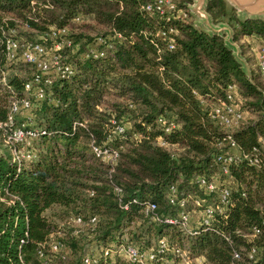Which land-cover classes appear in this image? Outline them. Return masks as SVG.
Segmentation results:
<instances>
[{"label":"trees","instance_id":"1","mask_svg":"<svg viewBox=\"0 0 264 264\" xmlns=\"http://www.w3.org/2000/svg\"><path fill=\"white\" fill-rule=\"evenodd\" d=\"M149 1L0 0V122L7 121L13 98L33 104L0 127V264H85L78 235L58 227L57 218L67 215L90 228L98 250L89 255L96 259L92 264H138L116 250L120 245L149 250L161 238L186 250L191 264H232L233 249L240 252L235 264H264V161L259 166L240 161L224 175L215 157L226 150L228 132L209 117L210 108L225 101L228 86L235 84L244 122L231 136L242 153L263 147L264 83L255 72L251 81L247 78L222 37L193 25L186 8L192 0H173L187 12L184 19L144 9ZM207 11L215 23L233 28L235 41L251 34L264 39V22L239 21L225 0H210ZM52 29H66L60 38L71 43L58 53L72 73L43 74L37 83L36 67L8 60L4 42L13 38L20 45L38 42L49 48L59 40L50 35ZM159 31L173 39V48ZM93 49L105 53L93 57ZM247 49L241 45L247 62H253ZM26 83L32 84L30 90ZM38 86L42 99L34 97ZM23 121L46 133L32 138L34 156L17 163L5 139ZM116 125L124 130L117 132ZM92 142L118 154L112 172L93 153ZM199 177L215 181L216 189L207 193ZM171 186L177 200L192 195L212 206L220 205L217 192L227 187L230 201L209 226L188 234L177 223L144 215L151 202L156 214L178 216L179 206L168 198ZM254 224L261 230L250 239L246 234ZM57 242L71 255L53 251ZM251 246L257 249L252 259ZM155 254L147 264H185L175 252Z\"/></svg>","mask_w":264,"mask_h":264},{"label":"built area","instance_id":"2","mask_svg":"<svg viewBox=\"0 0 264 264\" xmlns=\"http://www.w3.org/2000/svg\"><path fill=\"white\" fill-rule=\"evenodd\" d=\"M144 9L148 11H152L157 13L161 17L163 16H178L179 18H186L187 12L184 9L176 8V5L173 0H150L144 6ZM189 12V11H188ZM78 20V19H77ZM171 31H173L171 29ZM66 29H52L50 35L55 39H59L55 41L52 47L46 48L43 44L38 42H29L23 43L20 45L19 41L13 38H7L4 42L5 45V53L6 58L8 60H16L20 59L24 62L32 64L39 71V75L34 78L35 82H39L40 75L50 74L54 77H68L72 73V67L68 63H64L61 59L58 51L64 46H70V40L64 38L61 39L60 35L65 33ZM158 34L162 37H168V34L165 31H159ZM115 37H120V34L117 33ZM169 38V39H168ZM168 48H173V39L168 37ZM99 43L103 44L105 47H111V43L102 37H99L97 40ZM245 43H249L245 41ZM253 62L249 64L251 74L255 72L260 76L261 81L264 83V42L261 43L259 47L252 46ZM105 51L103 49L100 50H90V54L93 57H101L103 56ZM1 81L4 82V76L1 78ZM51 79H46L45 83L50 84ZM32 88L31 83L25 84V89L30 90ZM35 99H42L44 97V91L41 87H36L33 89ZM239 94L237 92V87L235 84H231L228 86L226 91V100L211 107L209 110V117L222 129L232 130L238 127L240 124L244 122V113L240 111L239 107ZM32 102L27 98L17 99L13 98L11 100L9 113L7 116V121L5 123L0 122V127L6 125L8 123L12 124V121L16 114L27 113L29 109L32 107ZM27 119H31L29 116ZM30 121V120H29ZM162 121V120H161ZM163 122V121H162ZM30 122H21L18 126H16L11 134L6 136L5 142L10 148L11 155L13 161L17 163H21L25 159H29L34 156V152L32 149V138L37 137L40 134H45L46 131L42 128L33 129L28 127ZM170 126L165 128L166 131L170 130ZM115 130L117 132H122L124 128L120 125L115 126ZM225 143L222 144L223 147H226V150L220 151L215 160L219 164L220 169L224 175L229 174V168L232 165L237 164L240 161H247L250 165L259 166L264 161V146L263 147H254L250 153H242L239 151L236 142L234 141L231 133L228 132L224 137ZM91 149L93 153L100 157L103 161L107 162L109 165V173L114 170V166L118 157L116 152H111L107 148H102L93 142L91 143ZM199 186L204 189L207 193L212 192L216 189L215 181H209L204 177H199L197 179ZM114 191L116 195L119 197L118 202L122 208H126L127 204L123 203L120 195L122 190L120 187L115 186ZM218 199L220 205L212 206L210 204H204L205 201L200 199L197 196L188 195L187 197L176 199V188L174 186L170 187L168 198L171 204H176L179 206L180 211L177 217H163L155 213L156 206L154 203H147L144 207V215L151 216L152 220L162 221L171 224H178L183 231L188 234H196L197 229L200 225L209 226L211 219L215 212L222 213L226 207V205L230 201V190L227 187H222L218 192ZM188 203H191L196 209L193 212H196V215L191 216L190 210L187 209ZM192 219L195 220V225H191L190 221ZM74 222L78 224L82 223L80 217H74ZM96 222V218L92 217L90 219V223L94 224ZM198 222V225H197ZM262 225L264 226V218L262 220ZM261 230V227L258 224H254L250 227V232L246 234V236L253 239L256 237ZM156 248L154 249V247ZM151 247L149 250H140L136 246L131 245H120V247L116 250L119 254L123 255L128 261L136 262L138 264H147L152 261L156 252H164V251H172L176 254H179L184 258L185 264H191L192 261L187 258L185 250H180L178 247H170L166 241V238H161L157 241L156 245ZM51 248L53 251H67V248L63 249V245L59 242L52 243ZM257 249L255 246H251L248 251V257L250 259L254 258ZM232 264L234 260L240 258V252L236 249L232 250ZM85 264H92L96 261L95 258L86 255L84 257ZM196 263H200V259L195 260Z\"/></svg>","mask_w":264,"mask_h":264},{"label":"water","instance_id":"3","mask_svg":"<svg viewBox=\"0 0 264 264\" xmlns=\"http://www.w3.org/2000/svg\"><path fill=\"white\" fill-rule=\"evenodd\" d=\"M210 0H192L186 8L193 18V25L208 35L223 38L224 44L232 51L235 60L241 65L247 78L251 81V70L240 45L234 40V30L227 22L215 23L207 11ZM234 9L239 21L262 20L264 22V0H225Z\"/></svg>","mask_w":264,"mask_h":264},{"label":"rangeland","instance_id":"4","mask_svg":"<svg viewBox=\"0 0 264 264\" xmlns=\"http://www.w3.org/2000/svg\"><path fill=\"white\" fill-rule=\"evenodd\" d=\"M239 100H240L239 107L243 108L242 107L243 106V100L240 96H239ZM245 117H246V115H245ZM228 132H231V130L228 129ZM221 179L225 180L227 182V177L221 176ZM229 183H230V185H232L231 180H229ZM188 209L190 210L191 216L196 215V212H193V210L196 211V208L191 203H188ZM73 219H74L73 217H70L67 215L63 219L57 218L56 221L58 222V227L61 228L63 231H66V232L68 231L73 235H78L79 246L81 247V251L85 252L84 254L97 255L98 250L95 248V245L93 243V236L90 232V228L87 227L86 225L78 224L77 222H74ZM58 235H60L59 237H61V235H64V234L61 232H58ZM66 253L69 256L71 255L69 248H67Z\"/></svg>","mask_w":264,"mask_h":264},{"label":"crops","instance_id":"5","mask_svg":"<svg viewBox=\"0 0 264 264\" xmlns=\"http://www.w3.org/2000/svg\"><path fill=\"white\" fill-rule=\"evenodd\" d=\"M245 41H247V42H249V43H245ZM236 42L240 45V47H241V45H242L243 47L248 48V49H247V53H248L249 55L252 56V52L249 51V49L252 50V46H253V45L256 46V47H259V46L261 45V43L264 42V39L260 38V37H259L258 35H256V34H251V35L243 36L240 40H238V41H236ZM244 57H245V56H244ZM252 57H253V56H252ZM247 63H248V65H249L251 62H247Z\"/></svg>","mask_w":264,"mask_h":264}]
</instances>
